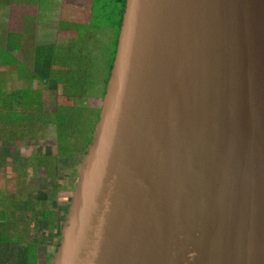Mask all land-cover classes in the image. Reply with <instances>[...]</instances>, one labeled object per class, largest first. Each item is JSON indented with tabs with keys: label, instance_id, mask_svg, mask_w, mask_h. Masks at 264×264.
<instances>
[{
	"label": "water",
	"instance_id": "obj_1",
	"mask_svg": "<svg viewBox=\"0 0 264 264\" xmlns=\"http://www.w3.org/2000/svg\"><path fill=\"white\" fill-rule=\"evenodd\" d=\"M51 264H264V0H127Z\"/></svg>",
	"mask_w": 264,
	"mask_h": 264
},
{
	"label": "crops",
	"instance_id": "obj_2",
	"mask_svg": "<svg viewBox=\"0 0 264 264\" xmlns=\"http://www.w3.org/2000/svg\"><path fill=\"white\" fill-rule=\"evenodd\" d=\"M57 1L0 0V264H20L13 255L34 246L52 259L80 178L81 163L56 162L53 125L19 117L34 106L27 92L38 103L55 94ZM18 126L20 135L12 133Z\"/></svg>",
	"mask_w": 264,
	"mask_h": 264
},
{
	"label": "trees",
	"instance_id": "obj_3",
	"mask_svg": "<svg viewBox=\"0 0 264 264\" xmlns=\"http://www.w3.org/2000/svg\"><path fill=\"white\" fill-rule=\"evenodd\" d=\"M126 2L127 0H92V21L90 24L84 25L68 21L61 22L60 30H63L62 32L65 33L72 31L75 36L69 40L71 43L58 44L57 46L55 62L59 63L60 66L54 71L56 89L52 90L56 96H62L63 98H66L65 96H72L80 102H90L93 97L99 96L97 90L101 88L103 82H105L103 93L105 95L117 51L118 37L122 26ZM70 28V31H65V29L69 30ZM108 30L111 31V36L108 41L111 43V59L108 77L104 79V70L102 68L104 57L100 53L94 54L95 45L98 40L101 42V39L94 37V33L96 31L102 33L105 31L108 32ZM62 86L63 91L61 90ZM29 98L31 101L35 100L34 106L26 107V110L19 115L20 119L24 118L23 120L32 121V123L39 122L44 126L48 124L56 126L59 139L64 134L59 121L66 123L70 119L68 116H60L59 114H65V109L71 107L74 114L80 117L81 111L87 107L85 103H81V107L83 108H80L79 105L74 107L63 105L61 102L62 98H59L60 104L57 105L56 110L49 111L41 99H39L38 103L37 98H32L27 92L25 100ZM36 102L38 106H36ZM60 235L61 230L58 237ZM26 256L27 254L13 255V257L18 259L20 264H28ZM1 261L5 262L3 259Z\"/></svg>",
	"mask_w": 264,
	"mask_h": 264
},
{
	"label": "rangeland",
	"instance_id": "obj_4",
	"mask_svg": "<svg viewBox=\"0 0 264 264\" xmlns=\"http://www.w3.org/2000/svg\"><path fill=\"white\" fill-rule=\"evenodd\" d=\"M57 5V12L54 18L55 26L58 27L56 29L57 33V43L59 45L63 44H69L71 43L69 40L71 38H74V32L69 30L70 32H62L60 30L61 22L68 21L71 23H79L88 25L92 21V0H58L56 2ZM111 36V31L108 30L105 32L96 31L94 33V37L101 39L97 41V44L95 45V52L100 53L104 57V61L102 63V68L104 70V79L108 77L109 69H110V42L109 37ZM100 49V51H99ZM102 52V53H101ZM93 54V53H90ZM60 66L59 63L55 64V69ZM105 82H103L100 89H98V95L91 99V101H79L78 99L72 97V96H65L66 98H63L62 96H56V94L51 92H46L42 94V101L45 103L46 108L49 111H55L57 105L60 104L59 98H62L61 102L63 105L68 106H77L79 105L81 107L82 104H86V109H83L81 111L80 117H77L73 110H71V107L65 109V114H59L60 116H68L70 119L66 123H59L61 124V129L63 130L64 134L61 139L58 138V132L56 126H51L50 129L51 137L53 138V144L54 146V154L56 158V162H60V160L63 159V157H70V159L74 162L81 163L84 160L85 154L90 148L93 140H94V133L96 126L99 122V112L100 108L103 102V93L105 88ZM41 88V87H40ZM63 86L61 87V90L63 91ZM42 89V88H41ZM64 96V95H63ZM74 114V116H73ZM71 115V116H70ZM82 116V118H81ZM76 118V119H75ZM81 118V120H80ZM24 119V118H23ZM28 127V124H22L20 125V128L23 132L26 131ZM20 128L19 126L15 128V130L12 132L17 131V135H20ZM59 161H58V160ZM61 174V173H59ZM63 190L57 189L54 192V199H58L60 196H62ZM65 221V220H64ZM60 240V237H56V243H55V250L58 246V242ZM44 250L43 248L40 249V255L38 254V249L36 246L30 247L27 250V261L28 264H51L52 259H46L44 256Z\"/></svg>",
	"mask_w": 264,
	"mask_h": 264
}]
</instances>
